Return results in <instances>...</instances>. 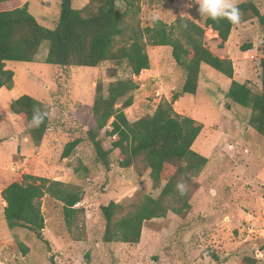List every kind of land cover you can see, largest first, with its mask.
<instances>
[{"label":"rangeland","instance_id":"374dc122","mask_svg":"<svg viewBox=\"0 0 264 264\" xmlns=\"http://www.w3.org/2000/svg\"><path fill=\"white\" fill-rule=\"evenodd\" d=\"M87 2L73 0V7L81 8ZM172 2L139 0L141 25H149L153 17L171 21L176 13ZM255 3L262 19L240 14L222 47L213 31L206 30L205 42L214 54L232 61L235 80L258 92L259 62L264 58V47L259 44L264 34V0ZM28 9L45 27H54L57 2L30 0ZM193 15L198 22L205 17ZM248 44L251 48L244 50ZM47 46L46 41L41 43L33 62L8 61L5 65L14 77L10 89H0V191L23 175L77 186L83 197L76 205L84 210L79 218L82 237L72 238L61 203L49 196L40 199L42 235L48 244L24 228L9 229L0 195V264H226L230 258L234 259L229 264H240L246 256L264 264V136L249 127L250 109L225 96L230 79L202 64L196 93L183 94L172 104L176 112L202 124L191 148L207 158L195 178L199 188L191 197L186 217L169 211L165 217L144 222L138 243H105L99 206L111 200L124 202L139 192L155 197L159 188L152 187L147 171L139 176L132 167H120L117 150L109 155L106 169L96 161L85 133L94 126L90 107L96 82L106 85L123 74L110 63L94 68L47 64ZM146 52L149 68L140 72L133 104L124 110L130 121L150 113L160 100H170L183 81L169 47L147 46ZM22 94L48 107L52 126L37 147L29 140L28 126L9 110L10 101ZM76 138L81 141L74 152L63 157L64 145ZM99 139L104 149L111 147L103 130ZM19 243L27 247L26 253Z\"/></svg>","mask_w":264,"mask_h":264},{"label":"trees","instance_id":"16d2710c","mask_svg":"<svg viewBox=\"0 0 264 264\" xmlns=\"http://www.w3.org/2000/svg\"><path fill=\"white\" fill-rule=\"evenodd\" d=\"M51 1L58 3L53 28L41 24L29 11L27 2L0 0V89H10L13 83L14 72L5 68L6 62H33L44 41L48 43L44 58L47 64L94 68L110 63L123 74L106 85L100 80L96 82L90 107L94 126L85 133L96 161L106 169L110 165L109 155L117 150L120 167H132L139 176L147 171L152 187L159 188L155 197L139 192L124 202L111 200L98 208L103 220V242L138 243L144 222L165 217L169 211L186 217L191 197L199 188L195 178L207 163L206 157L191 148L202 124L176 112L173 102L183 94L196 93L201 65H207L230 79L225 96L250 109L249 127L264 136V58L259 62L260 90L254 92L245 82L233 78L229 58H221L206 45L205 32L209 29L216 33L218 46H223L234 26L227 19L212 20L205 16L198 22L177 15L169 23L157 18L149 25H141L139 0H88L81 8H74L73 0ZM236 6L240 14L263 18L255 0H242ZM147 46L169 47L183 81L170 100H160L150 113L130 121L124 110L133 104L140 72L149 68ZM250 48L248 44L243 49ZM35 108L45 117L38 127L30 123ZM9 110L28 126L32 145L39 146L52 126L46 103L22 94L10 101ZM102 130L111 139L109 149L101 145ZM80 141L76 138L67 142L62 156H70ZM177 184L184 185L183 195ZM0 195L9 229L24 228L48 244L42 235L44 217L40 199L49 196L61 203L63 220L72 238L81 239L79 218L84 210L76 206L83 200L77 186L23 175L20 181L4 186ZM19 245L26 253L27 247ZM240 264H258V259L242 257Z\"/></svg>","mask_w":264,"mask_h":264},{"label":"clouds","instance_id":"9594fccd","mask_svg":"<svg viewBox=\"0 0 264 264\" xmlns=\"http://www.w3.org/2000/svg\"><path fill=\"white\" fill-rule=\"evenodd\" d=\"M191 4L194 6L199 5L197 11L200 15H206L212 20L227 19L232 24H237L240 21V11L232 0H191ZM157 19V17H153ZM44 114L39 108L33 110V117L31 125L38 127L44 121ZM177 189L181 194L184 193V185L177 184Z\"/></svg>","mask_w":264,"mask_h":264},{"label":"crops","instance_id":"0c3cea01","mask_svg":"<svg viewBox=\"0 0 264 264\" xmlns=\"http://www.w3.org/2000/svg\"><path fill=\"white\" fill-rule=\"evenodd\" d=\"M23 3L24 2H27V4H28V6H29V1L30 0H21ZM45 1H47V2H51V0H44V2ZM172 6L175 8L174 10L176 11V13H175V16L171 19V21L177 16V15H181V16H187V17H189V18H191V19H193V20H195V21H197L196 19H195V16L193 15V13H195V14H197L198 12H197V8L199 7V5L198 4H196V5H192L191 4V0H173V2H172ZM193 12V13H192ZM168 14H166V16H167ZM206 16V15H205ZM37 19V18H36ZM159 19H162V20H164L163 18H159ZM39 21V20H38ZM164 21H166V20H164ZM171 21H166V22H171ZM41 23V22H40ZM214 35H216V33L214 32ZM38 54V53H37ZM45 55H46V53H45ZM18 166V165H17ZM6 186V185H5ZM264 190V189H263ZM262 195H264V192L262 193ZM261 195V196H262ZM262 198H263V196H262ZM4 201H3V207H4ZM246 204L248 205V206H250V204L248 203V202H246ZM261 254H264V249L262 250V253ZM227 259H229V258H227ZM234 258H230L229 260H228V262H226V264H229V263H231L232 262V260H233Z\"/></svg>","mask_w":264,"mask_h":264},{"label":"water","instance_id":"95a60500","mask_svg":"<svg viewBox=\"0 0 264 264\" xmlns=\"http://www.w3.org/2000/svg\"><path fill=\"white\" fill-rule=\"evenodd\" d=\"M259 44L264 47V34L262 35V37L260 38Z\"/></svg>","mask_w":264,"mask_h":264},{"label":"built area","instance_id":"2783aa9c","mask_svg":"<svg viewBox=\"0 0 264 264\" xmlns=\"http://www.w3.org/2000/svg\"><path fill=\"white\" fill-rule=\"evenodd\" d=\"M208 31H211V30H209V29H207ZM12 170H14V168H12Z\"/></svg>","mask_w":264,"mask_h":264}]
</instances>
